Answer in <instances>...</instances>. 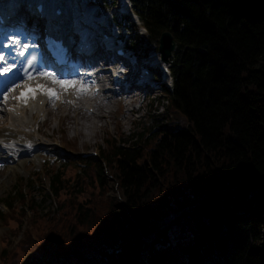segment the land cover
<instances>
[{"label":"trees","instance_id":"obj_1","mask_svg":"<svg viewBox=\"0 0 264 264\" xmlns=\"http://www.w3.org/2000/svg\"><path fill=\"white\" fill-rule=\"evenodd\" d=\"M130 2L142 52L176 42L165 112L53 168L45 214L15 186L0 264H264V0Z\"/></svg>","mask_w":264,"mask_h":264},{"label":"rangeland","instance_id":"obj_2","mask_svg":"<svg viewBox=\"0 0 264 264\" xmlns=\"http://www.w3.org/2000/svg\"><path fill=\"white\" fill-rule=\"evenodd\" d=\"M61 1L65 4L67 11L66 14L73 20L72 30L75 32H84L87 35L91 33L89 30L90 27L83 26L82 20H87L89 17H95V10L101 7L98 12V18L101 23H104L107 27L110 26L113 29L115 28L114 33L119 35L118 39L126 46L128 53H134L136 55L133 59L135 64L133 66L131 65L129 70L134 68L138 69L140 66H145L149 62L152 66L154 65V70L152 71L155 74V80L151 81L150 84L141 85L142 88L146 85V87H149L150 89L149 96L144 102H142L141 96L136 99L128 98V101L132 99L134 100L133 103L141 106L137 113L131 112V106L129 103L122 104L120 102H112L109 108H106L110 112H104L107 113L104 117L94 115L85 108H83V110L81 109V112H74L72 106H76L71 104V98H77V96H73L71 89L68 91L61 89L64 99L63 101H65V105L62 106V108H58L57 105L52 107V104H50L42 113L29 110L26 114V119L29 120L30 123L29 126H26L27 133L23 136V140L25 139L27 142L26 144L29 145H32L34 142L42 143L43 148L39 151L40 153H36L37 159L34 160L33 158H27L28 160L25 162L26 164L22 167L10 169L9 166H6L0 168V210H7V207L2 203V200L6 199L9 194L13 193L15 186L23 188L25 185L34 192V199L41 204V212L43 214L54 209L56 203L53 194L50 191L49 173L53 170V167H57L63 163L71 169L80 167L77 160L81 159L78 157L65 156L64 152L59 150V144L64 146L65 151L75 153L98 151L102 154L106 142L105 138L109 137L110 134L115 135L117 130H123L125 134H130L135 130H141L143 125H149L150 121L154 120L155 117L156 120H161V114L166 109L167 97L162 88L165 84L167 85L169 83V75L164 73L165 71L169 72V70H167L169 64L161 61L158 50H155L152 55L147 56L141 53V50H143L140 49V47H142L141 45H138L139 49L131 47V43L137 44L134 34L145 32L143 28L137 30L134 26H129L124 18L122 22L123 27H118L116 25L115 17H120L122 11L128 10L127 13L132 16V19L136 17L134 16L133 9L130 7L129 0H90L92 3H89L86 0ZM125 18L128 19V16L125 15ZM100 25L101 24H99V26ZM41 27L42 25L38 27L37 24L35 25L34 28L37 33H40ZM109 55L114 56L113 54ZM158 72L162 73L159 78L157 74ZM36 80L28 81L27 83H34ZM128 80L133 82L134 78L129 77ZM127 82L128 81L126 80L125 83ZM19 84L23 85L25 83L20 82ZM21 88H18L14 93H11L6 105L3 104L2 96H0L1 110L7 111L9 106L14 105L15 99L12 97H15L16 93ZM142 88L139 89V95L142 92ZM133 89L136 90L138 88L134 87ZM82 99L88 104H94V99L87 96H82ZM30 108L31 107L28 109ZM50 111H54L56 114L48 113ZM67 114L74 116L79 124H75L74 121L71 122L68 120L66 116ZM3 115V113H0V116ZM38 116L40 117L38 118ZM7 117L8 116L5 118L7 119ZM62 117H66L64 119L65 121L61 119ZM36 122H38L39 127L42 128L43 133L35 129ZM76 129H78V131ZM83 134L85 136H83ZM66 147L70 149L67 150ZM72 160H74V162ZM28 212L30 213V210H28ZM6 230L7 227L3 225L0 219V234H3ZM19 238L20 236L13 238L11 246H14Z\"/></svg>","mask_w":264,"mask_h":264},{"label":"bare ground","instance_id":"obj_3","mask_svg":"<svg viewBox=\"0 0 264 264\" xmlns=\"http://www.w3.org/2000/svg\"><path fill=\"white\" fill-rule=\"evenodd\" d=\"M43 1L47 4L46 9L48 11L49 16H51L53 19H55V21H57V20L62 21V23H63V21L66 22V19L60 20V18H68V15L66 14V12H64V3L61 0H43ZM65 1H69V0H65ZM72 1H74V0H72ZM59 3H61V5ZM57 5H59L63 8L62 13H60V14L56 12ZM55 23L56 22H54L53 24L56 25ZM82 24L88 25L86 20H82ZM65 25H68V24H65ZM58 26L63 29V26H61V24ZM66 28H67V26H66ZM66 28L64 27V29H66ZM74 28H75V26H74ZM64 29H63V31H64ZM76 35H79V34H76ZM119 61H120L119 57H116L114 59V63L119 62ZM107 64L108 63H106V62L103 64L106 67L102 68L100 70V73H102L103 75H105L108 78V74L110 73V71L107 68ZM95 65H100V64L96 62ZM114 72H117V71H114ZM39 80H42V82L47 81V80H43V79H39ZM41 84L44 85L43 83H41ZM134 87L138 88V89L142 88L140 85L132 84V86L130 85L127 93L133 92ZM97 95L94 96V94H93V96L96 100L94 103L96 104V110H97L95 112V115L100 116V117H104L105 114H107L104 112H110L108 109L104 108V105L109 104V103L104 101V98L102 96H100V95L97 96ZM16 96H19V94ZM37 97H38L37 102L34 104V107H33L35 109V111H39V110L43 109L45 105L51 104L48 97H46L42 94H39V93L37 94ZM74 98H76V97H72L71 99L73 100ZM41 99H44L42 105L39 104V100H41ZM120 102L122 104H124L125 101L122 99ZM64 103H65V101L60 99L55 105H57L58 108H62V106L65 105ZM109 106L110 105H108L107 108H109ZM9 108H15L17 112L20 110L21 115H16V114L11 113L9 111H3L0 108V113L4 114L3 116H0V159H3V160L8 159L10 161V163H9L10 168H17V167L19 168V167H22L24 164H26L25 162L28 160L27 158H33L34 160L37 159L36 153H38L43 148V144L39 143V142H34L32 145L26 144V142L23 140V136L27 133L26 125L28 124V126H29V120L26 119V115H25L27 112L26 108L25 107H19V106H13V107L9 106L7 109H9ZM72 109L74 110V112L75 111L81 112L82 108L80 106H78V107L72 106ZM49 113L56 114L54 111H50ZM6 116H8L7 119L5 118ZM66 116H67L68 120H70L71 122L74 121L75 124H79V122L76 120V118L74 116H72L70 114H67ZM65 118L66 117H62L61 119L64 120ZM35 129L37 131L43 133V130H42V128L39 127L38 122L35 125ZM76 130L78 131V129H76ZM89 135H90V132H89ZM83 136H85V135L83 134ZM5 150H6V152H5ZM8 153H12L13 156L11 158H8Z\"/></svg>","mask_w":264,"mask_h":264},{"label":"snow or ice","instance_id":"obj_4","mask_svg":"<svg viewBox=\"0 0 264 264\" xmlns=\"http://www.w3.org/2000/svg\"><path fill=\"white\" fill-rule=\"evenodd\" d=\"M7 40L10 42L3 43L4 48L12 49L13 51L9 53L12 56V62H9L8 58L5 54L0 53V76H9L12 73H16L19 77H23L25 81H32L36 79H43L47 81H51L53 84L59 85L60 89L64 91H68L69 89L78 88V94L83 95L89 91L87 87H85L83 82L76 80H67L60 79L54 72L52 71H44L43 68L46 66V61L43 57L40 58L39 62L35 56H32L29 59L24 60L23 58L28 56L30 48L34 47V45H30L27 42H22L16 35H12L11 37H7ZM54 55L58 57L63 56V49L55 45V42H52ZM19 59L20 66L17 71V63L16 61ZM25 88L26 91H22L19 96L12 97L17 100L21 105L27 106L29 100H35L37 98V94H42L49 98L52 107H55V103L61 99L60 93L54 88H48L44 85H38L33 88L28 83L23 85L19 83L12 84L10 89L5 90L2 96V102L6 105L9 101L11 93H14L18 88ZM7 111L19 115L15 108H9Z\"/></svg>","mask_w":264,"mask_h":264},{"label":"water","instance_id":"obj_5","mask_svg":"<svg viewBox=\"0 0 264 264\" xmlns=\"http://www.w3.org/2000/svg\"><path fill=\"white\" fill-rule=\"evenodd\" d=\"M158 49L162 59L165 62H168L169 58L172 56V52L175 49V40L171 31L165 30L161 33Z\"/></svg>","mask_w":264,"mask_h":264}]
</instances>
